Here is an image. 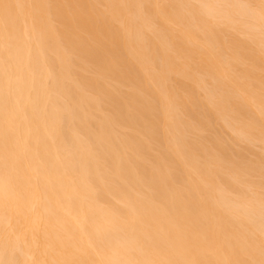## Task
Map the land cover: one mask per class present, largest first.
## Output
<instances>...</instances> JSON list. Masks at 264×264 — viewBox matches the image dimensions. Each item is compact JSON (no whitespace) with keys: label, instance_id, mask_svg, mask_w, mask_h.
Segmentation results:
<instances>
[{"label":"bare ground","instance_id":"1","mask_svg":"<svg viewBox=\"0 0 264 264\" xmlns=\"http://www.w3.org/2000/svg\"><path fill=\"white\" fill-rule=\"evenodd\" d=\"M0 264H264V0H0Z\"/></svg>","mask_w":264,"mask_h":264}]
</instances>
